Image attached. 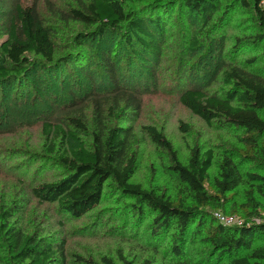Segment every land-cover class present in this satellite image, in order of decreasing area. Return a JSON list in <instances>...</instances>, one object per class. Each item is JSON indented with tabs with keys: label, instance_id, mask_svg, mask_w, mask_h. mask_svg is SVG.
<instances>
[{
	"label": "rangeland",
	"instance_id": "374dc122",
	"mask_svg": "<svg viewBox=\"0 0 264 264\" xmlns=\"http://www.w3.org/2000/svg\"><path fill=\"white\" fill-rule=\"evenodd\" d=\"M124 1L144 18L146 32L156 42L158 51L146 54L149 61L146 68L153 69L154 75L137 69L136 61L119 43L116 33L106 31L102 35L106 44L100 45L97 36L92 38L98 33L96 26L59 16L63 10L86 8L90 0H0V44L7 37L16 4H36L51 31L56 58L65 56L68 65L66 70L61 69L63 75L59 79L45 71L31 92L21 88L12 98H0V208L6 210L14 203L21 205L22 211H12V226L25 234L48 236L55 246L65 242V260L56 256V264H104V257L111 258L114 264H122L121 257L133 264L144 261L168 264L173 257L170 237L156 233L147 218L150 216H145L150 215L147 212L141 215L130 211L133 198L112 181L106 184L100 203L79 218L61 212L55 203H41L34 196L32 189L37 184L68 174L55 155L46 151L44 122L73 130L71 119L79 118L88 127L83 139L91 142L96 106L102 104L105 123L129 131L125 163L133 161L132 180L146 189L175 194L180 186L171 171V156L154 142L147 128L153 126L162 132L182 162L188 161L193 146L213 151L214 166L210 173L215 175L221 158L242 146L239 141L242 132L215 122L206 124L179 102L180 91L190 86L221 87L218 81L221 71L229 66H245L250 59L255 61L250 69L264 78L263 43L237 45L238 39L261 33L254 0L236 7L230 5L236 0H221L208 14L194 12L182 0ZM158 15L161 30L150 22V18L156 19ZM80 33L81 40L77 39ZM103 51H108L115 61L122 87L134 94L140 108H128L122 95L103 75L100 64ZM122 110L124 114L117 116ZM234 159L240 172L235 194L238 203L245 199L252 185L248 175L264 174V158L249 162ZM233 208V202L229 201L222 213L230 215ZM236 217L243 220L240 214ZM254 244H264V238ZM210 251L196 240L186 245L184 259L197 262ZM0 264H18L2 232Z\"/></svg>",
	"mask_w": 264,
	"mask_h": 264
},
{
	"label": "trees",
	"instance_id": "16d2710c",
	"mask_svg": "<svg viewBox=\"0 0 264 264\" xmlns=\"http://www.w3.org/2000/svg\"><path fill=\"white\" fill-rule=\"evenodd\" d=\"M182 1L194 12L207 14L221 2ZM241 2L247 3V0H236L230 5L236 7ZM254 10L260 20L261 33L240 38L237 45H264L261 0H254ZM59 16L67 21L96 26L98 33L92 38L97 36L100 45L106 44L102 37L106 31L116 33L119 43L136 61L137 69L155 74L153 69L146 68L149 63L146 54L158 51L156 42L146 32L144 18L130 9L124 0H90L86 8L63 10ZM150 22L161 30L160 15L156 19L150 18ZM82 36V33L78 34L77 39L81 40ZM192 44L195 46L196 40ZM56 51L51 31L36 4H16L7 37L0 44V98H12L21 88L31 92L45 71L59 79L63 75L61 69L66 70L68 65L65 56L56 58ZM254 62L250 59L245 66H229L221 71L218 79L221 87L190 86L180 91L179 102L206 124L215 122L242 132L239 137L242 146L221 158L215 175L210 173L214 166L213 151H202L199 146H193L188 161L182 162L164 134L149 126L147 129L154 142L169 152L171 171L180 187L175 194L144 188L132 180L135 174L133 161L125 163L128 129L105 123L103 105L98 104L91 142L83 139L88 127L79 118L71 119L73 130L44 122L48 141L46 151L55 155V159L68 169V174L37 184L32 189L34 196L41 203H55L61 212L79 218L100 203L106 184L112 181L125 195L133 198L130 211L141 215L147 212L150 215L145 216H150L147 218L156 233L170 237L173 259L168 264H264V244H254L264 238V174H249L252 185L245 199L235 201L240 172L234 158H240L242 162L264 158V78L250 69ZM100 64L103 75L122 95L128 108H140L134 94L127 93L122 87L115 61L108 51L101 53ZM123 114L122 110L117 116ZM229 201L234 204L230 215L240 214L243 217L241 224H225L216 218L215 213L222 212ZM12 211H22L21 205L14 203L6 210L0 208V232L5 235L14 262L56 264V256L65 260V242L55 246L48 236L25 234L11 225ZM196 240L211 251L197 262L185 260L186 245ZM120 260L122 264H133L123 257ZM103 262L114 264L108 257H104ZM142 264H150V261Z\"/></svg>",
	"mask_w": 264,
	"mask_h": 264
},
{
	"label": "built area",
	"instance_id": "2783aa9c",
	"mask_svg": "<svg viewBox=\"0 0 264 264\" xmlns=\"http://www.w3.org/2000/svg\"><path fill=\"white\" fill-rule=\"evenodd\" d=\"M262 4L264 1H261ZM216 218L225 224H241L242 221H239L235 215H226L220 211L215 213Z\"/></svg>",
	"mask_w": 264,
	"mask_h": 264
}]
</instances>
